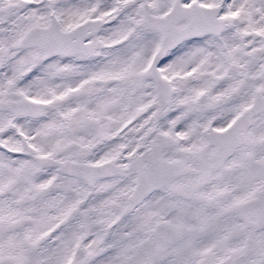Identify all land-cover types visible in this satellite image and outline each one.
I'll return each instance as SVG.
<instances>
[{
	"label": "snow or ice",
	"instance_id": "1",
	"mask_svg": "<svg viewBox=\"0 0 264 264\" xmlns=\"http://www.w3.org/2000/svg\"><path fill=\"white\" fill-rule=\"evenodd\" d=\"M0 264H264V0H0Z\"/></svg>",
	"mask_w": 264,
	"mask_h": 264
}]
</instances>
